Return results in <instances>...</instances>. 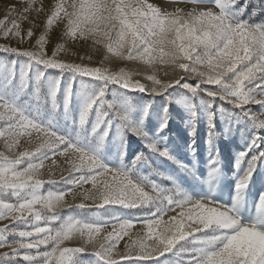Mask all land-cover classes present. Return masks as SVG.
Wrapping results in <instances>:
<instances>
[{"label":"snow or ice","instance_id":"1","mask_svg":"<svg viewBox=\"0 0 264 264\" xmlns=\"http://www.w3.org/2000/svg\"><path fill=\"white\" fill-rule=\"evenodd\" d=\"M182 2L184 8L167 11L147 0H59L54 6L26 0L0 19V38L7 41L0 43V138L6 149L0 151V222L7 221L0 224V264H264V193L253 220L243 222L239 215L253 172L258 162L264 163L261 137L254 135L236 159L235 167L245 163L246 170L237 179L231 205L194 199L175 182L164 188L146 176L133 178L131 170L109 167L98 154L115 127L122 149V137L131 131L145 138L150 152L174 159L147 136L130 106L106 98L109 84L126 93L169 99L170 90L182 89L190 97L230 104L253 127L264 128V0H191L190 9L189 0ZM54 25L62 29L61 40H92L110 55L153 67L170 65L183 74L162 81L153 72L144 76L151 81L145 84L123 69L88 66L83 57L79 63L62 60L63 44L48 51ZM49 69L58 73L53 80L45 76ZM66 73L70 79L62 85ZM192 76L197 80H189ZM77 77L102 86L85 95L73 118ZM45 109L52 114L62 109L78 126L77 136L62 135L50 120L44 122ZM150 109L141 110L140 121ZM168 115L164 104L160 130L167 128ZM196 116L193 105L192 135ZM207 120L211 140L214 114L208 113ZM21 138L35 139L34 149L16 151ZM90 140L96 148L88 146ZM53 157L64 158L68 175L45 181L41 169ZM137 163L147 164L148 157L138 154L133 165ZM45 184L55 190L44 192ZM88 184L91 188L84 187ZM67 195L81 202L69 204ZM64 207L149 210L129 218L110 214L83 220L62 214ZM136 225H142L144 235L116 251ZM76 234L83 243L67 246Z\"/></svg>","mask_w":264,"mask_h":264},{"label":"rangeland","instance_id":"2","mask_svg":"<svg viewBox=\"0 0 264 264\" xmlns=\"http://www.w3.org/2000/svg\"><path fill=\"white\" fill-rule=\"evenodd\" d=\"M26 0H0V19H4L13 7L21 8ZM46 6H54L59 0H42ZM66 4H70L71 0H64ZM163 10L173 11L175 7L184 8L182 2L177 0H147ZM241 4L243 0H240ZM192 7L191 0L187 8ZM34 15V14H33ZM243 19L247 18L242 17ZM258 22L261 17H256ZM50 32L52 42L48 46L49 54L55 49L57 44H63L59 58L66 61L83 62L88 66H103L111 72H118L123 69L125 72L133 74L134 79H139L142 83L151 84V81L144 79L147 74L153 72L159 79L168 80L175 79L183 73L178 69H173L170 65H156L155 67L147 65L142 61H129L121 59L106 52L102 45H95L92 40H61L62 29L56 28ZM0 38V43H6ZM15 46L16 41L11 42ZM27 47V43L24 45ZM3 54H0L2 56ZM88 57H91L89 60ZM58 75L56 70L49 69L45 73L48 80L55 79ZM70 79V74H64L61 77L62 85ZM189 80L196 81L195 76L189 77ZM102 86V82L88 81L86 78L77 77L73 84V100L70 105V111L73 118L77 116L82 106L85 95ZM171 91V99L167 96H153L147 93H126L124 90L117 88L115 85L109 84L106 89V98L114 100L120 104H127L133 110V113L140 123L148 137L157 143L159 148L167 149L174 159L161 157L158 153L150 152L147 148V141L128 131L123 137L124 147L121 148V136L113 128V135L107 139L102 146L99 147L100 159L109 167L123 168L130 171L133 178L148 177L164 188H169L175 182L179 187L194 199H211L231 205L235 196V185L237 179L246 170V164L242 163L240 168L235 167L236 159L241 152H245L254 135L262 138L259 150H264V128L253 127L251 121L239 116L232 105L223 101L213 100L209 97L199 96L190 97L184 90ZM168 105L167 128L160 130L162 107ZM151 105L150 115L140 121L141 110ZM195 106L197 113L195 119V135L190 134L192 131V106ZM255 110H259V106H255ZM214 114L215 135L209 139L208 113ZM44 122L49 120L55 129L62 135L75 138L79 132L78 126L72 123V120L63 114V110H58L55 114L50 109L42 112ZM36 141L31 143L27 138H21L20 145L16 151L34 149ZM90 148H96L97 144L93 141L88 142ZM0 151H6L4 141L0 138ZM140 153H144L148 157V163H137L133 165V161ZM52 159L56 160V165H52ZM45 162V167L41 169L42 178L60 180L61 175L67 176L68 165L64 162L63 157H53ZM215 160V163L212 161ZM218 168L220 171L219 178H223L225 182L208 186L205 180V173L208 167ZM165 176L171 177L172 180L164 179ZM85 188H91V185H85ZM55 190L53 186L45 184L43 191ZM77 189L76 191H83ZM261 193H264V163L258 162L255 171L251 177L247 189L245 190L243 201L239 207V215L243 222H250L256 217V204L259 201ZM65 199L69 204H79L81 199L78 197L75 201L71 195H67ZM87 203H91L88 201ZM149 209H116L113 213H108L101 209L99 212L90 209H73L67 207L59 209L64 215H73L77 219H92L96 216H108L110 214L119 215L125 218L140 216ZM178 211V210H177ZM71 212V213H70ZM175 213H170L172 215ZM168 217L165 216V220ZM7 223V221L0 222ZM43 226V225H42ZM108 230H111L109 227ZM138 234L144 235L142 225H136L130 230V236H125L116 246V251L123 252L125 244L130 240L137 239ZM83 243L79 234H76L71 241L66 242L69 247H78ZM89 252L91 249L89 248ZM118 258V257H117ZM119 259V258H118Z\"/></svg>","mask_w":264,"mask_h":264},{"label":"bare ground","instance_id":"3","mask_svg":"<svg viewBox=\"0 0 264 264\" xmlns=\"http://www.w3.org/2000/svg\"><path fill=\"white\" fill-rule=\"evenodd\" d=\"M213 169H215V172L213 173ZM220 171L218 168L208 167L205 173V180L208 182V186L213 184H218L220 182H225L223 178H219ZM211 175V178H210Z\"/></svg>","mask_w":264,"mask_h":264}]
</instances>
